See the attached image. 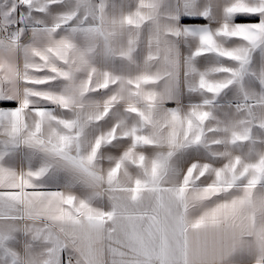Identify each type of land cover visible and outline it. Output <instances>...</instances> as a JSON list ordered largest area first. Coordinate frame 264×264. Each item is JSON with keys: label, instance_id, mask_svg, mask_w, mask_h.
Here are the masks:
<instances>
[{"label": "snow or ice", "instance_id": "obj_1", "mask_svg": "<svg viewBox=\"0 0 264 264\" xmlns=\"http://www.w3.org/2000/svg\"><path fill=\"white\" fill-rule=\"evenodd\" d=\"M0 264H264V0H0Z\"/></svg>", "mask_w": 264, "mask_h": 264}, {"label": "crops", "instance_id": "obj_2", "mask_svg": "<svg viewBox=\"0 0 264 264\" xmlns=\"http://www.w3.org/2000/svg\"><path fill=\"white\" fill-rule=\"evenodd\" d=\"M198 23H203V21H197ZM3 106H14V105H3Z\"/></svg>", "mask_w": 264, "mask_h": 264}]
</instances>
